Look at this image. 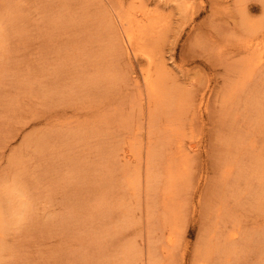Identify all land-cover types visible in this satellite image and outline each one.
I'll return each mask as SVG.
<instances>
[{
    "label": "bare ground",
    "instance_id": "1",
    "mask_svg": "<svg viewBox=\"0 0 264 264\" xmlns=\"http://www.w3.org/2000/svg\"><path fill=\"white\" fill-rule=\"evenodd\" d=\"M239 1L240 24L248 36L239 43L242 59L237 63L231 61L229 71L235 75L223 94L225 106L219 117L218 133L220 170L224 182L232 181L229 187L233 192L240 181L255 190V207L264 216V144L256 142V135L253 139L250 136L264 135V0H254L259 2L258 18L250 17L245 0ZM29 10L20 0H0V48L5 46L8 37L23 35ZM31 10L38 17L40 39L35 74L29 77L25 68L9 69L0 61V104L9 108L19 100L15 97L23 94L38 96L45 105L96 94L100 96L98 104L104 105L113 94L119 93V85L127 81V75L118 69L117 63L120 57L117 59V56L125 54L128 58H140L143 63L139 74L129 77L138 85L129 104L133 107L139 100L146 103L147 141L141 150L136 137L131 136L134 129L130 131L132 117L128 113L121 125L130 135L122 140L116 133L108 135L114 150L108 148L109 154H103L99 165L82 156L86 151L67 160L66 180L71 185L77 182L81 185L83 202L71 206L66 216H59L41 215L39 202L31 195L46 185L48 191H54L58 187L56 180H62L55 176L52 180L53 175L48 174L41 159L56 153L57 147L51 142L53 137L47 133L26 138L22 149L8 157L13 177L0 191V264L7 249L5 234L13 226L22 235L31 234L37 227L49 234L59 230L68 235L75 243L71 264H136L142 249H135L132 241L123 236L133 223L132 202L126 193L136 188L142 171L148 195L146 211L151 226L155 225L148 230L149 264H173L171 249L177 241L180 199L190 172L189 154L195 151V144L187 149L182 145V122L189 99L169 80L158 57L163 24L142 0H129L127 4L120 0H34ZM140 82L145 95L139 89ZM208 94L209 89L201 94V106ZM102 116L104 123L114 121L116 114L105 110ZM83 128L84 133H74L71 137L58 133L55 137L82 139L85 136L89 141L102 136L101 127ZM104 146L99 143L96 148ZM24 149L27 154L33 151L38 158L41 167L37 166L34 172L26 169L28 162L22 159ZM118 149L123 152L118 154ZM58 155L48 162L53 165ZM114 173H119L115 182L111 179ZM91 177L104 188L94 200L92 194L96 188L90 182ZM217 210L215 217H226V209ZM228 231L217 232V238L211 234L207 243L212 242L210 246L199 249L204 264H239L243 246L233 241L237 231L234 228ZM214 238L220 241L213 242ZM242 243L257 250L256 264H264V225L258 233L246 234V241ZM40 258H43L42 264H51L46 256L37 259Z\"/></svg>",
    "mask_w": 264,
    "mask_h": 264
},
{
    "label": "rangeland",
    "instance_id": "2",
    "mask_svg": "<svg viewBox=\"0 0 264 264\" xmlns=\"http://www.w3.org/2000/svg\"><path fill=\"white\" fill-rule=\"evenodd\" d=\"M20 1L23 7L30 9L28 21L24 25L25 31L22 36L8 37L5 46L0 48V61L9 69L25 68L27 76L33 77L40 45L37 34L38 17L31 10L34 0ZM120 1L124 4L129 2ZM142 1L150 10L155 11L159 23L163 24L159 33L161 40L158 48L159 60L164 63L169 80L180 87L189 99L187 114L182 122L180 137L182 145L187 149L190 144H195V151L189 154L190 172L180 199L182 209L176 232L177 241L171 249L174 255L173 264H204L199 249L210 246L212 242L207 243L211 234L217 238V232L227 233L232 228L237 231L233 241L241 244L242 252L244 251L239 264H256L254 253L257 250L248 247L247 244L245 246L242 242L246 241V234L258 233L260 226L264 225V216L260 215V211L255 207V190L246 187L245 183L240 181L236 192H233L230 188L232 181L224 182L220 170L222 166L219 158L220 142L218 143L220 136L218 133L221 129L219 117L222 116V109L225 106V102L222 101L223 94L235 75L229 71V66L232 64L231 61L237 63L242 59L243 52H240L239 43L248 36L242 31L243 27L240 24L238 4L241 1ZM244 4L250 7V17L258 18L261 15L259 2L245 0ZM117 59L118 69L127 75V81L119 85L117 88L120 90L119 93L117 91L113 94L104 105L98 104L100 96L96 94L67 102H52L50 105H45L38 96L23 94L15 97L19 100L9 108L0 104V191L13 177L8 157L22 149L26 138L48 133L53 137L51 142L57 147L56 153L46 158L43 156L41 159L48 174L53 175L52 180L54 176L62 178L60 182L56 180L58 187L54 191H48L49 186L46 185L45 188L41 187L38 191L31 192L34 199L39 202L41 215L66 216L71 206L83 202L80 199L81 185L78 182L71 185L70 181L66 180L67 160L71 161V157L86 151L82 156L86 157L88 162H97L99 165L103 154H109L108 148L113 149L112 139L108 135L113 136L116 133L120 140L130 135L123 131L125 129L121 125L128 113L132 117L130 131L134 129L131 136L136 137L141 150L144 148L148 126L146 103L139 100L140 103L133 107L129 104L138 89V85H134L129 77L135 73L139 74V68L143 63L140 58H128L125 54L118 55ZM139 89H142V95H145L141 82ZM208 89L209 94L205 95L206 100L201 106L199 98L201 94H206ZM11 91L9 90L10 94ZM105 110L116 114L114 121L103 123L105 119L102 115ZM97 126L103 130L102 136L97 139L88 141L85 136L82 139L55 137L58 133L71 137L74 133H84L83 127ZM105 127L109 129L106 130ZM261 134L250 136L253 139L256 135V142L264 144V135ZM99 143L105 146L97 150L96 145ZM124 150L128 149L125 147ZM122 152L118 149V154ZM55 154L59 155L52 165L48 161L54 159ZM136 156L138 158V155ZM22 159L28 162L25 165L30 173L40 166L33 151L27 154L25 149L22 150ZM132 164L136 166V161ZM117 175L119 173H114L112 181L115 182ZM144 176L145 173L142 171L136 188L126 193V197L132 202L133 223L125 230L123 238L132 241L135 249H142L143 254L136 258V264H149L148 230L155 228V225L151 226L146 211L148 195ZM77 178L78 176L75 177ZM90 182L96 188L92 194L94 200L102 194L104 188L96 184L94 177L90 178ZM218 208L227 210L225 218L218 215L215 217L214 213ZM218 212L217 210V214ZM13 227L5 234L4 243L7 249L3 253V264H42L43 258L37 259L41 255L46 256L51 264L72 263L75 243L67 238L68 235L62 234L59 230L49 234L44 232L45 230H38V227L31 234L22 235ZM216 238L213 242L220 241Z\"/></svg>",
    "mask_w": 264,
    "mask_h": 264
}]
</instances>
